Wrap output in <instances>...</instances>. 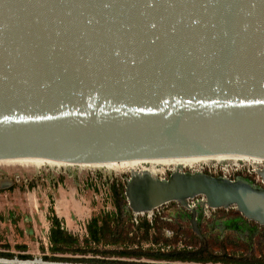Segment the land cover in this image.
Listing matches in <instances>:
<instances>
[{"label":"water","instance_id":"1","mask_svg":"<svg viewBox=\"0 0 264 264\" xmlns=\"http://www.w3.org/2000/svg\"><path fill=\"white\" fill-rule=\"evenodd\" d=\"M218 153L264 158V0H0V160ZM257 174L130 172L123 197L136 215L200 195L264 224Z\"/></svg>","mask_w":264,"mask_h":264},{"label":"rangeland","instance_id":"2","mask_svg":"<svg viewBox=\"0 0 264 264\" xmlns=\"http://www.w3.org/2000/svg\"><path fill=\"white\" fill-rule=\"evenodd\" d=\"M252 169L241 166L228 168L226 172L219 167L200 170L230 179L240 176L262 186ZM169 173L163 170L156 176L167 178ZM129 176L130 171L121 167L0 162V258L70 264H141L145 258L138 255L140 251L158 246L143 239L135 223L139 216L127 208L123 192ZM115 191L120 196L118 201ZM53 214L78 239V244L64 253L49 250V218ZM93 217L99 224L102 220L108 224L97 244L85 241L86 225Z\"/></svg>","mask_w":264,"mask_h":264},{"label":"flooded vegetation","instance_id":"3","mask_svg":"<svg viewBox=\"0 0 264 264\" xmlns=\"http://www.w3.org/2000/svg\"><path fill=\"white\" fill-rule=\"evenodd\" d=\"M135 223L158 246L140 251L141 264H264V224L234 205L213 207L197 195L162 204Z\"/></svg>","mask_w":264,"mask_h":264},{"label":"bare ground","instance_id":"4","mask_svg":"<svg viewBox=\"0 0 264 264\" xmlns=\"http://www.w3.org/2000/svg\"><path fill=\"white\" fill-rule=\"evenodd\" d=\"M0 162H19L29 163L36 166L40 165H70L72 163L60 160H53L42 157H18L11 159H2ZM88 165V164H77ZM89 166L94 167H106V168H124L130 172L145 171L152 176H155L157 172L163 170L169 171H181L184 168L190 169V171H200L204 167L216 168L219 167L224 172L228 171V168L252 166L253 171L260 173L264 168V158L251 156L247 154L239 153H218V154H206V155H194V156H180V157H160V158H147V159H131L123 161L106 162L103 164H93ZM138 171H136V169ZM150 213V212H149ZM147 213V214H149ZM141 214V213H140ZM32 263H41L40 259L29 260Z\"/></svg>","mask_w":264,"mask_h":264},{"label":"trees","instance_id":"5","mask_svg":"<svg viewBox=\"0 0 264 264\" xmlns=\"http://www.w3.org/2000/svg\"><path fill=\"white\" fill-rule=\"evenodd\" d=\"M115 195L120 199L119 194L115 191ZM50 226L48 231L49 250L52 253H64L71 250L72 246L78 244L76 236L68 232L62 225V222L56 215H52L50 218ZM96 217L91 218L87 225V237L85 241L97 244L101 241L103 234L106 232L108 224L102 220V223H98ZM6 256V255H5Z\"/></svg>","mask_w":264,"mask_h":264},{"label":"built area","instance_id":"6","mask_svg":"<svg viewBox=\"0 0 264 264\" xmlns=\"http://www.w3.org/2000/svg\"><path fill=\"white\" fill-rule=\"evenodd\" d=\"M151 213H152V212H151ZM151 213H149V214H147V215H150ZM139 215H142V214L139 213V214H136V215H134V216H139Z\"/></svg>","mask_w":264,"mask_h":264}]
</instances>
